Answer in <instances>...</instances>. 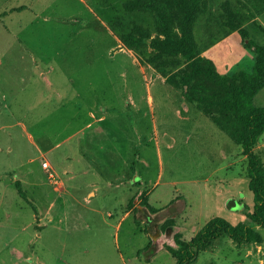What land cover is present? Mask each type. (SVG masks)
Returning a JSON list of instances; mask_svg holds the SVG:
<instances>
[{
    "label": "rangeland",
    "instance_id": "rangeland-1",
    "mask_svg": "<svg viewBox=\"0 0 264 264\" xmlns=\"http://www.w3.org/2000/svg\"><path fill=\"white\" fill-rule=\"evenodd\" d=\"M127 1L0 0V38L8 36L3 25L11 36L30 37L33 53L79 55L75 66L104 56L99 67L108 63L118 85H131L137 106L146 88L153 99L152 109L142 100L125 123L113 113L92 115L85 106L77 118L71 107L52 108L50 116L34 109L35 117L21 125L32 142L22 127L0 131V264H174L169 250L176 248L175 234L188 241L213 217L235 225L252 212L240 146L183 99L185 61L154 55L157 22L149 13L127 10ZM203 3L193 37L199 56L219 73L233 64L229 12L249 41L264 44L263 1ZM128 34L142 44L127 48L121 37ZM253 103L264 107V88ZM253 150L264 164V133ZM42 162L56 185L50 172L41 171ZM141 200L160 213H145ZM167 218L173 226L162 230ZM257 231L259 243L237 244L221 235L191 264H264V226Z\"/></svg>",
    "mask_w": 264,
    "mask_h": 264
},
{
    "label": "trees",
    "instance_id": "trees-1",
    "mask_svg": "<svg viewBox=\"0 0 264 264\" xmlns=\"http://www.w3.org/2000/svg\"><path fill=\"white\" fill-rule=\"evenodd\" d=\"M203 4V0H173L172 3L168 0H130L125 4L127 10H139L155 18L158 33L150 43L154 55L176 56L185 61V72L180 75L185 89L183 99L197 105L219 130L240 146L241 154L246 159L248 189L253 196L252 212L247 214L244 222L233 225L223 218L213 217L188 241L181 240L180 235L175 234L173 241L176 248L169 250L174 264H191L221 235L237 244L259 243L257 229L264 226V164L253 150L264 133V107H257L253 103L256 94L264 88V44L254 45L249 41L242 22L229 12L226 25L239 34L244 47L252 52L253 68L250 74L241 69L230 76L219 73L211 61L199 56L193 37V27L202 13ZM174 22L177 24L175 28ZM121 42L129 49L142 44L141 39L132 34L122 36ZM149 60L152 64L153 59ZM20 194L23 196L22 192ZM140 203L145 213H160L146 200ZM172 223V219L167 218L161 229L171 228ZM150 246L149 242L145 249ZM154 250H158L157 245H154Z\"/></svg>",
    "mask_w": 264,
    "mask_h": 264
},
{
    "label": "crops",
    "instance_id": "crops-1",
    "mask_svg": "<svg viewBox=\"0 0 264 264\" xmlns=\"http://www.w3.org/2000/svg\"><path fill=\"white\" fill-rule=\"evenodd\" d=\"M2 28L8 36L1 35L0 38V131H5V128L11 131L15 127L21 128L24 123L22 121L30 116L35 117L34 109H43V112L47 109L50 116L52 108L71 107L73 118H77L80 109L85 106L92 115L99 117H107L113 113L112 116L122 123L126 122L132 110L138 112L142 100L152 109L153 99L149 95V89L146 88V95L139 100L137 106L131 85H126V81L123 82V86L118 85L113 78L115 69L110 68L108 63H103L99 67V61L101 58L105 59L104 56L91 55L85 58L84 63L75 66L74 61L79 55L63 52L33 53L28 44L31 41L28 40L30 37L22 40L11 36L6 26L2 25ZM230 37L232 70L223 66L221 74L229 75L237 68L252 73V52L241 45V38L237 32H233ZM44 43L50 42L45 39ZM125 54L137 63L132 53L125 51ZM140 72L144 75L145 69L141 67ZM152 75L164 82V78L156 72L152 71ZM39 114L37 113V116ZM21 133L32 142L24 128ZM7 149L10 152L11 148ZM52 150L51 146L45 148L46 152ZM95 161L93 162L98 165V161ZM98 166L102 169L100 164ZM40 169L45 172L41 164ZM93 187L95 193L97 187ZM63 190L64 188L60 191ZM143 196L147 198V193Z\"/></svg>",
    "mask_w": 264,
    "mask_h": 264
},
{
    "label": "built area",
    "instance_id": "built-area-1",
    "mask_svg": "<svg viewBox=\"0 0 264 264\" xmlns=\"http://www.w3.org/2000/svg\"><path fill=\"white\" fill-rule=\"evenodd\" d=\"M41 167H42V169H44L45 171H47V172H50V169H49V166H48V163L47 162H42L41 163ZM49 177L48 178H50L52 181V183L53 184H57L58 183V181H56V180H53V178H54V174L53 173H49V175H48Z\"/></svg>",
    "mask_w": 264,
    "mask_h": 264
}]
</instances>
